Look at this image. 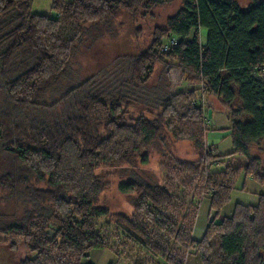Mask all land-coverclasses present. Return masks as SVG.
<instances>
[{
  "label": "trees",
  "instance_id": "trees-1",
  "mask_svg": "<svg viewBox=\"0 0 264 264\" xmlns=\"http://www.w3.org/2000/svg\"><path fill=\"white\" fill-rule=\"evenodd\" d=\"M174 2L145 47L50 97L72 76L85 22L108 26L121 11L151 18ZM31 4L0 0V192L17 205L0 215V235L26 245L18 264H94L89 253L106 248L128 264H264V193L215 219L239 171L264 185V166L251 155L264 139V0L245 9L236 0H51L55 16ZM201 96L226 115L231 152L205 142ZM131 107L146 113L121 121ZM179 141L191 142L195 159L173 155ZM154 154L162 177L142 171ZM236 154L246 160L233 167ZM101 166L115 168L117 191L132 195L130 216L99 204ZM203 173L214 214L195 240L196 194L187 201L183 192Z\"/></svg>",
  "mask_w": 264,
  "mask_h": 264
},
{
  "label": "rangeland",
  "instance_id": "rangeland-1",
  "mask_svg": "<svg viewBox=\"0 0 264 264\" xmlns=\"http://www.w3.org/2000/svg\"><path fill=\"white\" fill-rule=\"evenodd\" d=\"M236 1L241 9H245L251 0ZM50 6L51 0H33L31 11L55 16L56 13ZM178 8V2H174L168 6L156 8L151 18H136L135 20L127 16L124 11H121L110 25L96 28L93 27L91 22H85L84 28H86V33L81 43L78 45L71 63L72 76L64 79L59 84L58 91L53 92L50 97H56L70 84L108 65L115 56L124 53H135L145 47L151 39L150 32L152 28L155 25H163L165 18L173 14ZM137 26L142 29L138 39H136L137 37L134 34V30ZM198 40L200 43L205 40L204 28L199 29ZM152 81L154 83L157 81V73L153 75ZM214 107H219L215 101ZM141 111L143 110H137L132 107L126 108L125 110L123 109V112L120 113L121 121L131 122ZM228 128L229 121L226 115L219 110H211L210 116L204 122V129L206 131L205 142L207 145H215L217 153L219 154L229 153L233 150L230 136H227L229 132ZM172 147L173 155L180 159L193 160L196 158L191 142L189 141L173 142ZM251 155L259 156L261 165L264 166V139L259 143V147H254L252 149ZM161 160L158 154L152 155L150 162L147 166L142 168V171L148 175L156 174L162 177L163 174L160 167ZM245 160L243 155L236 154L234 157L230 158L228 163L236 167L243 164ZM5 163L6 158L0 154V170L4 168ZM220 167H224V164H220ZM95 172L107 182V187L99 197V204L107 207L112 212H120L126 216H130L133 209V197L132 195L121 194L117 191L116 184L119 181V177L117 176L116 169L101 166L98 167ZM205 175L204 173L198 175L194 183L183 192L187 201H189L191 196L196 194L194 197L198 204L194 223L196 228L205 226L208 218L214 214L212 210L209 212L208 197H203V189L199 187V182ZM260 193H264V185H259L251 178H245L243 172L239 171L234 179L230 198L220 209L219 213L215 215V219L218 221L223 216L230 215L236 203H256L257 195ZM19 205L18 208L20 210L22 205L20 203ZM16 209L17 205L14 199L0 192V215L12 214ZM102 229L106 234H114L112 225L103 223ZM49 233L52 235L51 231H49ZM11 243H13V245ZM26 254H28L27 247L20 238H9L0 235V264H18V261ZM87 261L94 264H128L124 260H117L114 252L108 248L92 250L89 253Z\"/></svg>",
  "mask_w": 264,
  "mask_h": 264
},
{
  "label": "built area",
  "instance_id": "built-area-1",
  "mask_svg": "<svg viewBox=\"0 0 264 264\" xmlns=\"http://www.w3.org/2000/svg\"><path fill=\"white\" fill-rule=\"evenodd\" d=\"M176 43V39L175 38H173V37H171L170 38V40H169V44H175ZM167 44H164L163 46H162V50H166L167 49ZM263 77H264V75H263ZM200 102H201V104H203L204 105V96H201L200 97ZM210 114H211V109L209 108H206L205 107V105L203 106V117H204V122L207 120V118L210 116Z\"/></svg>",
  "mask_w": 264,
  "mask_h": 264
},
{
  "label": "crops",
  "instance_id": "crops-1",
  "mask_svg": "<svg viewBox=\"0 0 264 264\" xmlns=\"http://www.w3.org/2000/svg\"><path fill=\"white\" fill-rule=\"evenodd\" d=\"M205 226H203V227L201 226V227L196 228L195 225H194V227L192 229V238L195 239V240H198L203 235Z\"/></svg>",
  "mask_w": 264,
  "mask_h": 264
}]
</instances>
